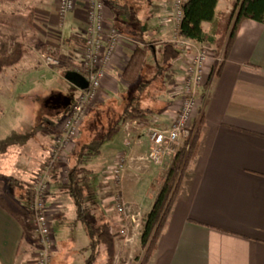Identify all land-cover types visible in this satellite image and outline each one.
<instances>
[{
    "label": "crops",
    "instance_id": "1",
    "mask_svg": "<svg viewBox=\"0 0 264 264\" xmlns=\"http://www.w3.org/2000/svg\"><path fill=\"white\" fill-rule=\"evenodd\" d=\"M58 3L59 0H0V55L9 53L14 43L24 48L20 61L0 73V137L7 136L18 126L16 122L20 123L24 136H34L32 127L39 103L48 104L46 124L40 132L42 141L34 144L30 139L18 148L22 162L38 168L37 173L45 167L52 145L61 132L64 116L80 92V88L66 79V74L76 72L81 63L85 39L84 1L78 0L76 8L63 21L57 15ZM129 3L137 12L141 41L126 37L119 46L102 82L101 95L87 113H96L112 101L122 104L117 123L130 104L137 103L146 111L143 118L126 120L117 134L101 144L99 154L85 164L90 172L88 183L96 184L91 193L101 200L102 212L93 218L107 221L111 232L120 228L121 218L108 205L109 198H102L101 171L111 165L119 153L127 151L128 128L133 143L130 181L136 180L144 188L139 195H131L125 187L129 179L125 180L122 200L137 208L140 219L149 213L159 187L152 194L149 190L155 173L162 168L142 163V170L139 168L137 172L140 165L136 162L141 163L139 159L147 151L146 127L155 123L165 128L171 123V110L177 104L172 94L184 60L180 54L162 77L155 78V73L147 80L144 65L134 83L124 79L123 72L134 49L149 46L148 53H152L156 65L161 62L163 44L171 38L173 30L172 24L162 29L165 18L171 15V0H130ZM29 8L33 9L31 25L28 24ZM229 9L230 0H218L215 14ZM105 19L106 29L113 26V16L107 6ZM202 26L205 32L209 31V23L204 22ZM158 46H162L160 52H157ZM48 50L59 59V66L45 65L43 55ZM56 78L72 85L73 100L62 89L49 85ZM161 78L163 87L158 92L155 82ZM143 83L147 84L141 88ZM153 87L155 96L148 101L146 92ZM200 117L199 131L178 190L146 264H264V23L243 22L221 73L209 81ZM35 131L37 134L38 128ZM80 138L81 127L79 136L64 156L66 159L57 164L51 178L58 175L60 163L66 161L69 168L70 156L93 141L81 142ZM94 174L95 179L90 177ZM10 177L0 175V264H35L31 216L26 221L25 211L26 207L30 211V205L24 195L32 180L25 184L22 178L12 177L19 181L22 189L10 188L5 183ZM66 177L61 181L55 177L57 183L51 179L47 199L50 220L55 219L60 224L69 221L73 228L79 227L82 231L83 226L75 221L74 205L61 189ZM60 192L66 200L61 201ZM139 226L142 227L138 221L130 227L137 240L141 238ZM52 232L55 246L50 264H64L59 260L60 248L53 229ZM116 240L114 237V243L130 246V242ZM87 246L85 234L77 250L82 259L74 264L84 263L89 254Z\"/></svg>",
    "mask_w": 264,
    "mask_h": 264
},
{
    "label": "built area",
    "instance_id": "2",
    "mask_svg": "<svg viewBox=\"0 0 264 264\" xmlns=\"http://www.w3.org/2000/svg\"><path fill=\"white\" fill-rule=\"evenodd\" d=\"M83 1L85 39L81 63L76 68V73L85 78L87 87L80 89L78 97L64 116L61 132L52 145L45 167L33 177L29 185L32 195L30 211L35 264H50L55 246L47 208L51 174L79 136L80 127L90 107L101 95L102 82L115 59L116 50L126 40V37L113 26L106 29L103 0ZM186 1L171 0V15L166 17L162 24L163 30L172 24V36L168 42L184 56L180 66L181 72L172 94L177 104L171 110V123L168 127L159 128L155 123L146 127L148 147L146 153L139 159L146 165L160 168L169 166L181 146L184 145L188 150L199 129L200 111L207 99L209 81L211 77H215L222 62V55L216 54L214 47L207 43L187 40L178 35L182 6ZM77 3L78 0H59L57 15L61 21L76 8ZM43 60L48 67H57L60 64L59 59L50 50L44 53ZM133 124L137 122L133 121ZM132 145V135L127 128L125 141L127 151L119 153L115 161L102 171L104 184L121 181L128 163L133 160L130 150ZM107 203L121 218L118 232H112V234L118 235L115 238L122 239L125 244L129 243L130 227L139 221V213L119 196L109 197Z\"/></svg>",
    "mask_w": 264,
    "mask_h": 264
},
{
    "label": "trees",
    "instance_id": "3",
    "mask_svg": "<svg viewBox=\"0 0 264 264\" xmlns=\"http://www.w3.org/2000/svg\"><path fill=\"white\" fill-rule=\"evenodd\" d=\"M217 1L187 0L182 6V19L178 27V35L187 40L207 43L213 46L216 54L222 55V62L216 72V76H219L243 22L252 20L260 24L264 23V0H230V9L216 16L215 7ZM103 2L112 13L114 28L127 38L140 40L141 25L139 24L136 10L130 6V1L103 0ZM32 21L33 12L30 11L28 24L31 25ZM204 22L210 25L208 32L203 30L202 24ZM143 45L146 44L143 43ZM148 50L149 46L136 47L134 49L123 72L125 80L134 83L139 78L145 65ZM23 54L24 48L21 44H12L9 53L0 55V73L18 63ZM180 54L181 52L171 43H164L161 62H156L157 71L155 78L162 77ZM144 84L147 83H143L140 87L143 88ZM144 111L137 103L130 104L124 110L120 121L102 139L93 140L80 147L78 152L69 158L66 182L61 184V189L74 205L75 221L83 226L88 239L86 250L89 254L83 264H111L115 257L114 235L110 230V224L107 221L94 220L91 216V207L94 204L95 197L86 187L89 182L90 172L85 164L91 157L99 154L101 144L117 134L126 120L143 118L146 115V111ZM195 137L188 150L184 145L181 146L169 167L162 171L163 182L155 193L149 213L143 219V232L140 243L144 247V254L140 264H146L152 253L178 190ZM55 177L53 176L51 179L54 180V183H57L58 181H56ZM5 183L10 188L22 189L19 181L15 178H7ZM24 195L26 203L30 205L32 202L30 190H26ZM25 211L26 221H28L31 213L28 211V207L25 208Z\"/></svg>",
    "mask_w": 264,
    "mask_h": 264
},
{
    "label": "rangeland",
    "instance_id": "4",
    "mask_svg": "<svg viewBox=\"0 0 264 264\" xmlns=\"http://www.w3.org/2000/svg\"><path fill=\"white\" fill-rule=\"evenodd\" d=\"M35 1L32 0V2H35ZM30 11L33 12V9L29 8V12ZM169 40H170V37L168 38V41ZM156 48H157V52H160L162 46H158ZM145 68H146V75H147L146 79L148 80L157 71V67L152 59V53L150 52L148 53V56L146 58ZM49 85L56 86L62 89L66 93V95L72 98V100L74 99L75 96L72 91L73 90L72 85L70 83H67L60 78H56V79L51 80ZM155 86H156V91L158 90V92H160L161 88L163 87V79L161 78L160 80H157L155 82ZM156 91L154 90V87L148 90L145 96H149V97H147L146 100L149 101L150 97L155 96L154 93ZM42 103L43 101L39 103L38 114H36L35 119L33 121L35 122L33 123V127H32L34 129L33 131L34 136H31V137L24 136V131L20 129V123L16 122L18 126H14L7 136L0 137V175L6 176V177L12 176V177L19 178V179L22 178L23 181L25 180L24 183L26 184L29 181H31L32 180L31 178L33 177V175L39 171L38 168H36L35 166L30 167L28 165H25L22 162V159H20V155L18 153V148L19 146L24 145V143L30 139H32L31 141H33L34 144L42 141L41 139L42 136L40 132L42 131V127H44L46 124L45 117H46V113L48 112V104L44 105ZM121 105H122L121 102L118 103V102L112 101V102H109L106 107L100 108V109H103V111L99 109L100 111L96 110L97 111L96 113L92 112L89 115H87L81 126L80 141L84 142V141L101 139L104 136V134L117 123L118 121L117 118L119 117V114L121 111ZM38 119L39 121H37ZM36 123H38V125ZM37 128L39 132L35 134L36 132L35 130ZM43 155L44 156L47 155V151ZM136 163L140 165L137 169V172H140L139 168H141V170L143 168L141 166L142 162L141 163L136 162ZM67 165L68 164L66 161H63L62 163H60V167L58 168V172H57L58 175L56 176L57 180L61 181L64 179L63 177H66V174L68 172ZM129 170H130V162L128 163L125 174L123 178L121 179V181L113 182V183L109 182L108 184L103 183V178L101 174L102 181L100 185V188H101L100 190L102 191L101 195L103 197L101 195L100 196L102 198H104L105 196H107L108 198L116 197V196H119L122 198V185L125 182V180L129 179L130 181V171ZM162 170L163 168L155 173L156 177L153 180V185H152L151 190H149V194L150 193L152 194L155 189L161 186L163 182ZM128 171H129V174H128ZM90 177H93L95 179V174L91 175ZM129 181L125 183L127 193L131 195L133 194L139 195V193L142 191V188H144L142 183L136 180L130 181V182ZM86 187L89 189L90 192L92 191L94 192L96 189V184L94 182L87 183ZM61 196H63L61 197V201L66 200V198L64 197L62 193H61ZM101 208H102L101 200L95 197L94 204L91 207V216L98 217L100 212H102ZM49 219H50V215H49ZM143 219L144 217L142 219H140L139 217V224H141L142 227L139 226L138 228L141 229V234L143 232ZM50 223H51L52 229L54 230V235L56 237V241L58 242L59 248H60V255H58L59 260L64 262V264H74L78 261H81L82 258L80 256V253L77 250L80 248V244L85 237L83 228L81 227L82 231L79 229V227L73 228L70 225L69 221H67L64 224H60L55 219H52V221L50 220ZM118 230L119 228L114 229L113 232L117 233ZM117 236L118 235L116 234L114 235V237H117ZM116 239H117L116 241L120 240V238H116ZM130 239H131L130 246L122 245V243H119V242L115 243V246H116L115 257L111 264H140V260L142 259L143 254H144V247L141 245L140 239L137 240L136 236H134L132 232H130Z\"/></svg>",
    "mask_w": 264,
    "mask_h": 264
},
{
    "label": "water",
    "instance_id": "5",
    "mask_svg": "<svg viewBox=\"0 0 264 264\" xmlns=\"http://www.w3.org/2000/svg\"><path fill=\"white\" fill-rule=\"evenodd\" d=\"M66 79L71 84L75 85L76 87L80 89H84L87 87V81L85 80V78L76 72H68L66 74Z\"/></svg>",
    "mask_w": 264,
    "mask_h": 264
}]
</instances>
